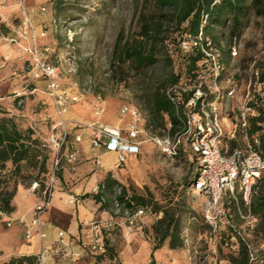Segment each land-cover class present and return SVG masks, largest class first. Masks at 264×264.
I'll return each instance as SVG.
<instances>
[{
    "label": "rangeland",
    "instance_id": "1",
    "mask_svg": "<svg viewBox=\"0 0 264 264\" xmlns=\"http://www.w3.org/2000/svg\"><path fill=\"white\" fill-rule=\"evenodd\" d=\"M141 3L142 0H0V119L11 117L21 131L30 129L40 147L51 154L46 140L58 120L56 110L44 94H30L34 85L39 89L44 85L32 78V52L36 48L38 58L57 68L59 83L78 93L79 102L68 107L64 119L86 125L104 124L139 144V153L126 159L125 168L113 174L114 178L110 176L130 195L143 198L153 213H160L161 218L165 212L174 217V238L181 247L171 249L167 238L154 251V264H227V256L238 250L239 237L262 251L264 231L259 230V221L245 204L242 193L236 189L234 197H225L215 225L208 223L205 198L187 185L194 159L189 148L185 145L178 156L167 157L151 139L163 133L167 136L169 126L156 131L146 128L143 97L157 84H168L173 76H188L187 62L177 55L178 45L166 43L165 54L146 72L132 70L122 77L114 76L116 68L111 66V57L115 40L118 35L130 37L136 31L135 13ZM41 32L45 35L41 36ZM236 43L235 57L231 56L232 49L221 54L223 74H234L243 87L251 67L264 65V21L252 18ZM243 89L236 99L224 100L222 108L230 119L235 116L233 111ZM124 106L134 109L139 120L121 114ZM97 107L101 112L96 113ZM75 108H80V120L70 117ZM238 144L244 145L240 140ZM41 160L39 157L36 161ZM37 173L38 164L33 168L23 163L21 174L11 179L10 185L16 180L18 186L29 187L39 179ZM252 196L255 198L256 194L251 195L250 201ZM249 211L253 220L244 218ZM159 219L147 216L139 228L129 233L116 228L105 234L109 254L100 259L94 257L95 261L97 258L99 264H148L158 241ZM0 225L6 227L5 223Z\"/></svg>",
    "mask_w": 264,
    "mask_h": 264
},
{
    "label": "built area",
    "instance_id": "2",
    "mask_svg": "<svg viewBox=\"0 0 264 264\" xmlns=\"http://www.w3.org/2000/svg\"><path fill=\"white\" fill-rule=\"evenodd\" d=\"M40 35L44 36L45 33L41 32ZM191 47L201 50V66L204 70L194 80H181L165 89V95L178 118V130L171 136L154 137L151 140L167 157L178 156L185 145L192 156L197 157L199 167L189 187L205 198V219L215 225L216 215L222 214L224 198L234 197L236 189L242 193L243 200L250 209L249 198L256 182L264 174V78L259 65L251 67L243 87L234 74L224 75L221 54L211 39L201 31L196 37H186L180 44L182 50L188 51ZM236 48L237 43H234L231 47L233 57L237 55ZM44 51L47 52L48 49ZM32 54V78L43 81L44 85L40 89L34 85L30 88V94H44L55 108L58 120L52 125L46 140V147L51 152L48 171L44 178L33 181L28 187V192L38 197V203L32 209L30 222L23 218L17 221L24 228L25 239L30 240L35 236L41 243V250L36 255L38 264H47L50 257L63 259L65 264H77L87 255L97 257L106 252L105 234L116 228L129 233L133 228H139L147 216L159 219L161 214L153 213L148 206L136 205L129 191L119 184L114 186L109 196L104 193L102 184H96L90 195L99 197L95 201L98 208L108 204V208L103 210L107 219H93L82 225V237L76 249L67 242L64 231L57 232V240L52 245H44V216L51 208L58 175L62 166L70 171L77 168L81 161L77 146L85 131L93 149L117 155L112 178L113 174L125 168L127 156L139 153V144L124 138L116 128L64 119L63 115L68 107L79 102L78 93L70 92L59 83L57 68L38 58L36 48H33ZM261 56L264 59V53ZM221 83L225 86L222 87ZM242 89V96L235 105L236 111H233L235 116L230 119L228 112L222 108L224 100L236 99ZM99 112L101 109L97 107L96 113ZM120 112L139 120L134 109L124 106ZM253 119H257L256 130L251 132ZM239 140L244 145H239ZM95 165L101 166L99 159H95ZM74 202L71 199V203ZM6 216L7 214L0 212V218ZM244 218L253 220L250 211ZM12 223L13 220L10 219L5 221L7 228ZM245 243L250 263L256 262L259 250Z\"/></svg>",
    "mask_w": 264,
    "mask_h": 264
},
{
    "label": "trees",
    "instance_id": "3",
    "mask_svg": "<svg viewBox=\"0 0 264 264\" xmlns=\"http://www.w3.org/2000/svg\"><path fill=\"white\" fill-rule=\"evenodd\" d=\"M140 9L135 13L137 29L130 37L118 35L112 50L111 66L116 68L115 75L124 76V72H146V69L154 66L160 60L166 43L177 44L178 57L187 62V78L171 77L169 83L157 84L152 91L143 97L141 108L147 113L146 128L156 131L165 130L168 125V135H173L178 130V118L175 110L165 95V89L181 80H194L197 74L204 70L201 66L203 54L199 48L191 47L188 51L180 48L181 42L186 37H196L201 31L205 37L213 42L215 48L223 56L236 43L243 31L250 25L252 18L264 21V0H142ZM224 44V48L222 47ZM165 54V52H164ZM169 58V57H168ZM262 78H264V65L259 66ZM164 86V87H163ZM256 121L253 119L250 131L256 130ZM164 136L163 134L159 135ZM38 139L33 138L30 129L21 131L10 118L0 119V212L10 214L14 208L12 200L16 193L18 183L10 180L21 174L23 163L37 168L38 177L44 178L48 171L50 155L41 148ZM180 153V151H179ZM42 160L38 163L37 158ZM191 174L187 179V185L194 177L199 167L197 157L193 156ZM10 169H7V165ZM38 180V179H37ZM116 181L109 175L102 183L103 191L108 196L112 194ZM11 186V187H10ZM250 201L251 213L259 221V230L264 231V174L256 182ZM98 201L99 197H93ZM136 205L146 206L141 197H133ZM108 208V204L99 209ZM160 227L158 241L153 246L150 254V262L154 264L153 253L159 249L162 243L169 238L170 248L181 247V243L175 241L174 232L177 227L173 216L163 213L158 220ZM246 241L239 237L236 254L227 256V264H264V250L259 251L256 262L250 263ZM109 254L108 248L98 259ZM96 258L95 264H99ZM2 264H38L36 256L12 257Z\"/></svg>",
    "mask_w": 264,
    "mask_h": 264
},
{
    "label": "crops",
    "instance_id": "4",
    "mask_svg": "<svg viewBox=\"0 0 264 264\" xmlns=\"http://www.w3.org/2000/svg\"><path fill=\"white\" fill-rule=\"evenodd\" d=\"M79 112L80 108H75L74 112L70 113V117L80 120L77 116ZM77 148L81 161L74 171L62 166L55 184L51 208L44 216L46 222L44 245H52L57 240V232L64 231L67 234V242L76 249L82 237V225L93 219H107V214L98 208L90 191L96 184L104 183L105 179L115 171L117 155L93 149L86 131ZM131 157L135 156H127V159ZM95 159L100 160V167L95 165ZM71 199L75 202L71 203ZM37 203L38 197L28 192V187L22 185L17 187L12 200L13 212L0 218L1 223H5L8 219L13 220L9 228L0 225V256L2 257L0 264L12 257L36 256L41 250V243L35 236L30 240L25 239L24 228L17 221L23 218L30 222L32 209ZM47 264H65V261L50 257ZM77 264H95V258L87 255Z\"/></svg>",
    "mask_w": 264,
    "mask_h": 264
},
{
    "label": "bare ground",
    "instance_id": "5",
    "mask_svg": "<svg viewBox=\"0 0 264 264\" xmlns=\"http://www.w3.org/2000/svg\"><path fill=\"white\" fill-rule=\"evenodd\" d=\"M66 114H67V112L63 115V117H65Z\"/></svg>",
    "mask_w": 264,
    "mask_h": 264
}]
</instances>
